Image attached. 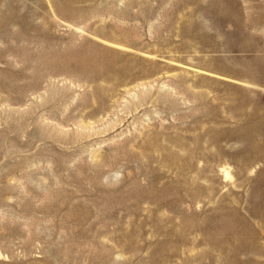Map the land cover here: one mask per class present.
I'll return each mask as SVG.
<instances>
[{
    "label": "rangeland",
    "instance_id": "obj_1",
    "mask_svg": "<svg viewBox=\"0 0 264 264\" xmlns=\"http://www.w3.org/2000/svg\"><path fill=\"white\" fill-rule=\"evenodd\" d=\"M0 264H264V0H0Z\"/></svg>",
    "mask_w": 264,
    "mask_h": 264
},
{
    "label": "bare ground",
    "instance_id": "obj_2",
    "mask_svg": "<svg viewBox=\"0 0 264 264\" xmlns=\"http://www.w3.org/2000/svg\"><path fill=\"white\" fill-rule=\"evenodd\" d=\"M224 228V227H223Z\"/></svg>",
    "mask_w": 264,
    "mask_h": 264
}]
</instances>
